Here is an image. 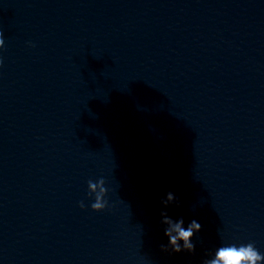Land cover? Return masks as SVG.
Wrapping results in <instances>:
<instances>
[{
    "label": "clouds",
    "instance_id": "1",
    "mask_svg": "<svg viewBox=\"0 0 264 264\" xmlns=\"http://www.w3.org/2000/svg\"><path fill=\"white\" fill-rule=\"evenodd\" d=\"M4 43L3 33H0V48L4 47ZM2 63L3 61L0 60V64ZM97 189H99V191H97ZM107 191L105 180L103 178L95 182L91 180L88 181L89 195L91 196L93 193L95 194L94 203L91 204L93 211L101 212L108 206V201L105 199V193ZM175 199L173 193L169 192L162 203L166 207L169 203L174 202ZM79 206L83 209L85 207L84 202L81 201ZM161 216L163 217L162 223L164 225H169V227L164 230V235L168 238V246H162V250L168 251L170 248L175 253H180L181 251H195L192 237L195 233L201 231V224L193 219L185 228V222L182 217L173 220L166 212H162ZM181 241L183 242L182 245L180 243ZM262 262H264V255L256 249L253 243L249 242L239 246L231 244L221 247L216 253V258L205 261L204 264H262Z\"/></svg>",
    "mask_w": 264,
    "mask_h": 264
}]
</instances>
